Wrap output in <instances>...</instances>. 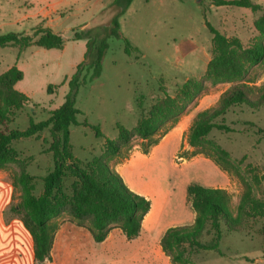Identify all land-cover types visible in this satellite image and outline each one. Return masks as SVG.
<instances>
[{"label":"rangeland","instance_id":"rangeland-1","mask_svg":"<svg viewBox=\"0 0 264 264\" xmlns=\"http://www.w3.org/2000/svg\"><path fill=\"white\" fill-rule=\"evenodd\" d=\"M62 1L0 0V33L31 35L34 27L46 22L37 15L51 6L56 9L51 14L54 29L63 39L60 49L31 45L19 52L13 47L0 48V74L13 65L22 72V79L14 86L28 97L18 115L21 122L18 120L17 124L21 129L27 126L29 116L35 122L46 120L50 112L63 103L68 92L67 82L85 52V42L73 40V32L106 24L108 21L101 23L100 19L106 15L111 17L113 13L109 9L112 2L108 4V0ZM222 8L227 10L209 7V0H132L119 19L120 31L139 53L127 56L121 40L108 38L100 76L79 87L74 105L81 114L77 116L79 125L70 127V143L73 156L84 163L103 157L104 142L116 138L117 124L129 130L135 127L138 118L135 101L139 95H142L147 111L163 97L160 85L170 96L188 80L203 81L208 91L198 97L195 108L179 118L173 126L175 129L169 130L150 148L151 156L141 158L138 152L141 141L134 136L129 148L122 149L120 155L109 162L111 171L119 174L131 191L150 186L157 192L160 190L159 193L166 192L159 209L155 197L152 199V221L156 218L153 227L145 224L139 235L131 240L113 227L103 242L96 243L90 239L87 228L79 226L66 213L52 220L56 226L54 235L58 224L66 225L62 227L63 232L73 227L86 235L84 256L76 263L171 264L162 253L159 240L167 228L193 223L194 212L186 199L189 184L225 189L230 195V209L234 215L243 190L240 181L208 157L184 158L183 155V151L185 155L191 152L185 138L195 114L213 106L223 91L242 81L210 86L205 77L206 65L211 58V34L205 21L217 27L216 20H221L223 15L229 16V11H244L237 7ZM245 14L246 22L252 16H259V13ZM255 38L247 45L254 40L264 41L262 36ZM262 74L264 72L254 85L264 84ZM84 121L88 126L83 124ZM224 121L233 132L212 130L207 138L225 149L231 159L241 162L245 179L249 180L252 174L258 177L259 181L252 184L253 195L264 201V106L230 108ZM93 126L100 129L102 137L95 136ZM48 142L47 131L20 142L24 161L28 156L32 157L28 171L36 178L35 194L42 190L41 180L53 166L51 155L45 152ZM9 167L15 169L13 165ZM72 181L69 177L64 179L65 192H69ZM219 249L224 256L206 253L196 255L194 259L198 264H264V220L245 219L237 232L223 234ZM61 254L60 246L56 244L54 264H63Z\"/></svg>","mask_w":264,"mask_h":264},{"label":"trees","instance_id":"trees-1","mask_svg":"<svg viewBox=\"0 0 264 264\" xmlns=\"http://www.w3.org/2000/svg\"><path fill=\"white\" fill-rule=\"evenodd\" d=\"M131 2L113 0L109 7L113 13L106 24L73 32V40L85 42L83 60L75 66L67 82L68 92L63 103L52 110L46 120L35 122L29 116L25 128L12 125L14 115L23 109L28 97L14 87L22 79V72L15 65L0 74V169L10 165L16 167L11 179L20 191V198L11 210L22 215L24 226L33 238L37 262L50 258L56 229L52 220L61 213L69 215L79 226H85L96 243L103 242L113 227L118 228L127 240L137 237L142 220L150 210V200L130 191L121 177L111 171L109 162L116 159L122 149L129 148L134 136L141 141V153L147 154L182 115L195 108L198 97L208 91L203 81L188 80L170 96L160 85L163 97L147 111L143 107V97L139 95L135 101L138 110L135 127L129 130L117 124V136L105 140L102 158L84 163L73 156L70 127L79 125L77 116L81 114L74 105L75 97L80 86L100 76L108 38L121 40L127 56L139 53L120 31L119 19ZM209 5L247 8L254 14L259 13L253 20V27L257 37H264V5L252 0H209ZM205 25L211 34V58L205 70L210 86L242 81L223 91L213 106L195 114L185 138L191 152L185 155L183 151V155L184 158L196 155L210 158L220 169L235 176L243 190L232 215L230 195L225 189L196 183L187 185L186 199L194 212L193 223L169 227L159 240L160 249L171 264H198L194 256L206 253L222 257L219 245L225 232H237L248 218L264 220V201L255 198L252 189V184L259 181L258 177L252 174L249 180L245 179L240 169L241 162L231 159L225 149L207 138L212 130L233 132L224 121V115L230 108L246 106L257 109L264 106V84L254 85L264 72V41L254 40L244 46L237 37H227L207 21ZM31 45L60 49L63 39L42 25L34 27L31 35L0 33V48L13 47L20 52ZM47 90L50 91V86ZM83 124L88 126L86 121ZM91 128L96 137H102L97 126ZM43 131L49 134L45 152L51 155L53 166L41 180L42 190L35 194L36 178L27 170L32 157L28 156L25 161L23 157L20 159L13 144L20 139L37 137ZM66 177L73 180L69 192L63 189Z\"/></svg>","mask_w":264,"mask_h":264},{"label":"crops","instance_id":"crops-1","mask_svg":"<svg viewBox=\"0 0 264 264\" xmlns=\"http://www.w3.org/2000/svg\"><path fill=\"white\" fill-rule=\"evenodd\" d=\"M252 1L264 5V0ZM111 2L112 0H108L107 3L110 4ZM210 6L212 5H209V7ZM48 7L44 11H42L40 15H37L42 17L43 21H46L44 22V24L38 25L48 27L53 32L57 33V31L54 29L55 24L53 18H51L52 12H56V9H52L51 6ZM214 8H218L220 10L225 11L227 10L226 8L222 7ZM242 9L244 11H240L237 13L229 11L230 15L227 17L223 15V18L221 20H216L217 27H213H216L215 29H217L219 32L226 35L227 37H237L243 45H247L251 42V39H256L255 37H257V32L253 27V16L251 18H248L249 22H246L247 17L245 13L251 11L247 8ZM251 14L254 13L251 12ZM109 18L110 16L106 15L102 19H100V22H106ZM261 82H264V74H262ZM19 114L20 113H16L14 115L12 125L17 126L18 120L21 122L20 117L18 118ZM178 135L180 137L179 133ZM21 140L22 139L14 142L13 144L14 148L19 152L20 159L22 158L23 154V149L20 146ZM138 152L142 156L141 158H147L151 156L150 152L148 154H143L140 151ZM15 169L13 170L10 167L0 169V264H54L52 262V259L53 251L55 249L56 244L60 246L62 260H64L63 264H79L76 262L79 261V259L81 260V258L84 256L83 252L86 245V235H84V233H80V231L72 229L73 227H71L68 232H63L62 227L66 226L63 224H58L59 228L54 235L55 239L52 243V247L50 250V258L43 262H37L35 260L33 238L28 229L24 226L22 215L20 213H15L11 210V208L17 204L20 198V192L16 189L11 179V174L15 171ZM28 169L29 166L27 167V170ZM140 174L141 173L139 172V175ZM132 192L142 195L150 200V210L142 220L141 229L144 228L145 224L149 225L150 227H153L154 223L156 222V218L152 221V218L154 217L152 213V199H154L153 197H155V204L157 205V209H159L161 207L162 202L165 200L166 192L159 193L160 190L157 192L155 189L153 190L150 186L138 187ZM88 234L90 236V239L92 240L89 231Z\"/></svg>","mask_w":264,"mask_h":264}]
</instances>
